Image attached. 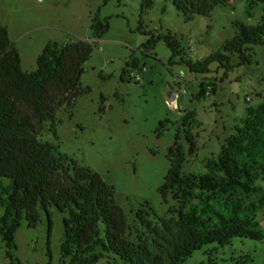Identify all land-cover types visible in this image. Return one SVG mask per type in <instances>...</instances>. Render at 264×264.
Instances as JSON below:
<instances>
[{
    "label": "rangeland",
    "instance_id": "obj_1",
    "mask_svg": "<svg viewBox=\"0 0 264 264\" xmlns=\"http://www.w3.org/2000/svg\"><path fill=\"white\" fill-rule=\"evenodd\" d=\"M246 7L245 0H236L215 7L210 17L185 21L170 0H153L143 15V29L155 37L176 35L188 57L197 61L218 51L234 35V21L253 25L264 15L263 2H257L250 14ZM94 17L107 18L109 28L93 42V51L83 64L80 85L89 91L79 95L71 109L57 111L56 136L46 127L39 138L98 173L113 187L115 202L126 214L130 237L152 241L156 235L139 223L135 212L148 202L150 227L162 230L178 218L184 206L172 196L163 199L158 192L170 164L168 149L178 130L187 149L182 115L196 112L191 125L196 151L187 156L183 171L202 174L207 159L217 155L234 127L243 125L247 107L264 102V44L252 46L251 63L234 68L227 79L217 82L215 94L197 98L203 75L190 72L178 56L169 65L171 50L162 39L153 50L142 48L151 34L138 30L139 0H0V21L8 27L24 71L36 68V58L48 40H92L89 24ZM133 59L138 60V68L129 67L132 77L120 79ZM175 92L177 98H173ZM164 120L169 122L160 127ZM256 185L257 192L239 195L233 203L237 216L252 217L251 227L263 237L233 238L224 246L209 244L182 264H264V174ZM222 211L234 212L232 206ZM39 214L40 222L34 228L25 219L21 221L15 232L14 257L22 264H60L66 215L51 207L48 233L47 215L40 208ZM5 249L0 240V264H12ZM95 264L121 263L105 256Z\"/></svg>",
    "mask_w": 264,
    "mask_h": 264
},
{
    "label": "trees",
    "instance_id": "obj_2",
    "mask_svg": "<svg viewBox=\"0 0 264 264\" xmlns=\"http://www.w3.org/2000/svg\"><path fill=\"white\" fill-rule=\"evenodd\" d=\"M170 1L184 20L190 21L195 16L210 17L215 7L236 0ZM245 1L248 14L257 2L264 3ZM152 4L153 0H139L138 30L143 34H151L143 29L142 20ZM233 26L234 35L218 51L197 61L188 57L180 40L170 33L151 34L142 48L153 50L157 40H164L171 50L169 65L178 56L190 72L203 75L196 94L203 98L215 94L217 82L227 79L234 68L251 63L253 45L264 44V15L256 24L234 21ZM89 28L92 40H48L36 58V68L24 71L8 28L0 22V240L10 263L22 264L13 254L15 232L23 219L29 228L36 227L39 208L47 215L48 233L49 209L55 207L66 215L60 264H95L105 256L121 264H182L195 250L209 244L224 246L233 238L261 239L262 232L251 227L252 217L237 216L233 200L257 192L256 181L264 174V102L247 107L243 125L234 127L217 155L207 159L202 174L183 171L187 156L196 151L191 132L196 112H184L180 121L187 149L178 130L167 153L168 171L158 188L163 199L172 196L184 206L178 218L162 230L150 227L148 202L135 212L139 223L156 235L152 241L130 237L126 214L115 202L113 187L98 173L39 138L46 127L56 136L57 111L71 109L76 98L89 91L80 85L83 64L93 51V42L108 30V20L94 17ZM138 65L137 59L127 63L120 79L131 78L129 67ZM168 122H160V127ZM229 206L234 212L222 211Z\"/></svg>",
    "mask_w": 264,
    "mask_h": 264
},
{
    "label": "crops",
    "instance_id": "obj_3",
    "mask_svg": "<svg viewBox=\"0 0 264 264\" xmlns=\"http://www.w3.org/2000/svg\"><path fill=\"white\" fill-rule=\"evenodd\" d=\"M0 22H1V21H0ZM1 24H2V23H1ZM3 25L6 26L5 24H3ZM6 27H7V26H6ZM7 28H8V27H7ZM8 31H9V30H8ZM176 94H177V92L173 93V98H175V97L177 98L178 94H177V95H176ZM173 98H172V99H173Z\"/></svg>",
    "mask_w": 264,
    "mask_h": 264
},
{
    "label": "built area",
    "instance_id": "obj_4",
    "mask_svg": "<svg viewBox=\"0 0 264 264\" xmlns=\"http://www.w3.org/2000/svg\"><path fill=\"white\" fill-rule=\"evenodd\" d=\"M39 1L41 2V1H43V0H39ZM248 99H249V98H248V97H246V100H248Z\"/></svg>",
    "mask_w": 264,
    "mask_h": 264
},
{
    "label": "water",
    "instance_id": "obj_5",
    "mask_svg": "<svg viewBox=\"0 0 264 264\" xmlns=\"http://www.w3.org/2000/svg\"><path fill=\"white\" fill-rule=\"evenodd\" d=\"M177 95V94H176ZM177 104V101L174 103V105H176Z\"/></svg>",
    "mask_w": 264,
    "mask_h": 264
}]
</instances>
